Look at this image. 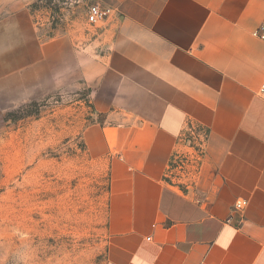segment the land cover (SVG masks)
<instances>
[{
  "label": "crops",
  "instance_id": "crops-1",
  "mask_svg": "<svg viewBox=\"0 0 264 264\" xmlns=\"http://www.w3.org/2000/svg\"><path fill=\"white\" fill-rule=\"evenodd\" d=\"M31 1L0 0V82L92 90L108 264H264V0H89L113 8L90 45Z\"/></svg>",
  "mask_w": 264,
  "mask_h": 264
},
{
  "label": "rangeland",
  "instance_id": "rangeland-1",
  "mask_svg": "<svg viewBox=\"0 0 264 264\" xmlns=\"http://www.w3.org/2000/svg\"><path fill=\"white\" fill-rule=\"evenodd\" d=\"M92 5L29 7L41 35L75 32L90 45L104 21L91 20ZM48 80L37 68L0 82V264H108V171L82 139L100 119L92 90Z\"/></svg>",
  "mask_w": 264,
  "mask_h": 264
},
{
  "label": "built area",
  "instance_id": "built-area-1",
  "mask_svg": "<svg viewBox=\"0 0 264 264\" xmlns=\"http://www.w3.org/2000/svg\"><path fill=\"white\" fill-rule=\"evenodd\" d=\"M113 13V8L111 7H101L100 5H92L90 7V17L94 22L107 19ZM264 37V35H263ZM262 96L264 97V82L262 84ZM247 202H239L236 208L243 207Z\"/></svg>",
  "mask_w": 264,
  "mask_h": 264
}]
</instances>
